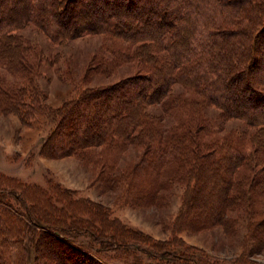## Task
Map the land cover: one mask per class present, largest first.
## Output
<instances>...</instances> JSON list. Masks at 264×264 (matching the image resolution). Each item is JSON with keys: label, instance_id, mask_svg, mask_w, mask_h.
I'll list each match as a JSON object with an SVG mask.
<instances>
[{"label": "trees", "instance_id": "16d2710c", "mask_svg": "<svg viewBox=\"0 0 264 264\" xmlns=\"http://www.w3.org/2000/svg\"><path fill=\"white\" fill-rule=\"evenodd\" d=\"M28 27L53 45L99 35L95 70L130 74L51 108L35 84L48 59L22 36ZM0 68L16 79L0 75L2 113L54 121L43 156L93 153L101 184L125 179L137 205L184 185L173 229L227 232L232 214L264 216V0H0ZM8 179L0 264H222L136 238L99 204Z\"/></svg>", "mask_w": 264, "mask_h": 264}, {"label": "rangeland", "instance_id": "374dc122", "mask_svg": "<svg viewBox=\"0 0 264 264\" xmlns=\"http://www.w3.org/2000/svg\"><path fill=\"white\" fill-rule=\"evenodd\" d=\"M21 34L36 42L37 50L40 49L43 57L48 59V62L41 63V76L35 79V84L44 93L45 102L51 108L59 107L85 86L108 85L130 74L128 65L119 66L110 75L95 70L92 58L101 45L102 37L99 35L53 45L32 27ZM0 75L16 82L1 68ZM208 111L209 115L217 113L214 109ZM53 126V119L45 114L25 124L17 115L0 110V184H6V178H9L13 186L23 183L44 190L49 188L56 193L62 190L61 198L75 197L99 204L109 218L128 228V233L141 240L155 242L161 250L173 249L183 254L196 249L206 253L210 260L222 264H264V216L254 221V218L245 217L242 211L232 214L227 232L221 226L204 230L173 229L181 210L184 185H162L157 191L155 203L137 205L124 192L125 179L116 182L112 188L101 184L97 177L100 166H94L93 153L87 152L82 157L43 156L41 148ZM224 128L243 127L238 121H229L224 123ZM139 150L128 149L130 157L134 156L133 163L139 160ZM212 205L210 200L202 203L203 208H211ZM262 209L264 212L263 205Z\"/></svg>", "mask_w": 264, "mask_h": 264}]
</instances>
